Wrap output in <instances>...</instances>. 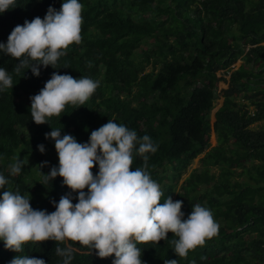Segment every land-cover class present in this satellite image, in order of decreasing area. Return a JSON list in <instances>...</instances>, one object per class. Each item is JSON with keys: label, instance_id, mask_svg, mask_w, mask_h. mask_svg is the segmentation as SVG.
I'll use <instances>...</instances> for the list:
<instances>
[{"label": "trees", "instance_id": "trees-1", "mask_svg": "<svg viewBox=\"0 0 264 264\" xmlns=\"http://www.w3.org/2000/svg\"><path fill=\"white\" fill-rule=\"evenodd\" d=\"M62 2L16 0L14 8L0 13V43H7L17 25L43 19L49 7L59 11ZM79 2L82 42L69 46L56 69L40 66L38 77L30 69L17 74L13 67L19 61L0 52V67L13 80L12 88L0 90V174L9 181L3 190L31 197L33 209L48 213L63 195L70 194L77 203L78 193L64 186L61 177L41 184L40 171L47 174L59 166L55 142L45 134L61 129L62 137L69 134L87 143L93 130L114 120L157 145L154 154H147V165L164 198L183 201L174 197L168 178L175 180L204 154V170H194L185 180L191 196L182 211L186 219L200 204L220 226L217 236L187 258L176 256L172 233L168 241L140 244L144 264H164L165 259L178 264H264V0ZM53 72L89 77L99 87L80 108L69 105L49 124L37 125L30 97ZM257 123L262 124L255 127ZM16 159L23 167L13 176L9 166ZM44 162L39 170L37 165ZM143 165V158L135 155L133 169ZM212 166L221 169L219 175L211 174ZM92 171L98 174L99 165ZM73 246L78 251L71 264H113L115 259H100L95 250L90 255L87 248ZM55 247L49 240L26 244L16 253L0 240V264H10L18 255L63 264Z\"/></svg>", "mask_w": 264, "mask_h": 264}, {"label": "clouds", "instance_id": "clouds-1", "mask_svg": "<svg viewBox=\"0 0 264 264\" xmlns=\"http://www.w3.org/2000/svg\"><path fill=\"white\" fill-rule=\"evenodd\" d=\"M15 5L16 0H0V13ZM82 11L79 0H63L59 11L49 7L43 19L36 17L17 25L7 43H0V52L19 61L13 67L17 74L30 69L38 77L40 66L56 69L69 46L82 42ZM12 87V76L0 67V90ZM98 87L99 81L92 78L53 72L39 93L30 97L32 120L37 125L49 124L50 118L59 117L67 106L84 105ZM45 138L55 142L59 166L51 167L47 174L40 171L41 184L59 176L64 186L78 193V202L73 203V197L66 194L58 203L52 202L55 211L51 213L33 209L31 197L3 190L9 181L0 174V240L6 249L22 253L26 244L51 240L56 242L55 254L63 258V264H71L78 251L74 244L87 248L90 255L95 250L100 259L114 255L113 264H144L140 244L168 241L172 233L170 243L176 256L187 258L190 251L218 235L220 226L210 209L196 204L185 219L183 201L164 198L148 171L147 154L157 151L148 135L138 137L134 130L109 119L91 132L87 143H79L69 134L62 137L61 129L54 128ZM38 148L45 152L44 145ZM135 155L143 158L144 165L133 169ZM97 164L99 172L94 174ZM46 165L37 166L40 170ZM22 167L23 162L16 159L9 166L10 174L18 175ZM10 264L45 261L18 255ZM164 264H178V260L165 259Z\"/></svg>", "mask_w": 264, "mask_h": 264}, {"label": "rangeland", "instance_id": "rangeland-1", "mask_svg": "<svg viewBox=\"0 0 264 264\" xmlns=\"http://www.w3.org/2000/svg\"><path fill=\"white\" fill-rule=\"evenodd\" d=\"M252 107V106H251ZM254 108V106H253ZM262 123H257L254 126H260ZM204 154L200 155L198 158H196L193 163L188 167V169L183 172L180 176H178L175 180H172L171 178H168L167 183L168 184H173L174 185V197H181L183 201H187L190 198V194L187 193V186L185 183V180L189 177L190 173H192L194 170L197 172H202L204 170V166L201 162V158ZM211 174L219 175L221 172V169L216 166L210 167ZM238 174L240 171L236 170ZM165 175L170 176V173H167ZM236 180H242L243 177H238L236 175Z\"/></svg>", "mask_w": 264, "mask_h": 264}, {"label": "built area", "instance_id": "built-area-1", "mask_svg": "<svg viewBox=\"0 0 264 264\" xmlns=\"http://www.w3.org/2000/svg\"><path fill=\"white\" fill-rule=\"evenodd\" d=\"M253 110V109H252ZM254 111V110H253Z\"/></svg>", "mask_w": 264, "mask_h": 264}]
</instances>
